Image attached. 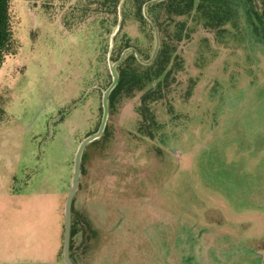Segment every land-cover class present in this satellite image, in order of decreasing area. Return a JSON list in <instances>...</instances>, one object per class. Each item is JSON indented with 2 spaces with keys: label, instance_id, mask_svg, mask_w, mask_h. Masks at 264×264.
Returning a JSON list of instances; mask_svg holds the SVG:
<instances>
[{
  "label": "rangeland",
  "instance_id": "1",
  "mask_svg": "<svg viewBox=\"0 0 264 264\" xmlns=\"http://www.w3.org/2000/svg\"><path fill=\"white\" fill-rule=\"evenodd\" d=\"M75 1L12 0L20 49L0 64V264L65 261L75 156L99 129L111 74L97 31L64 25ZM205 35L183 46L194 94L173 114L157 106L154 138L138 135V97L123 98L86 146L73 205L96 236L80 264H264V52L215 44L200 68Z\"/></svg>",
  "mask_w": 264,
  "mask_h": 264
},
{
  "label": "trees",
  "instance_id": "2",
  "mask_svg": "<svg viewBox=\"0 0 264 264\" xmlns=\"http://www.w3.org/2000/svg\"><path fill=\"white\" fill-rule=\"evenodd\" d=\"M27 1L36 6L42 0ZM148 1L76 0L66 13L64 25L72 30L86 23L97 31L94 32L99 39L98 61L107 62L111 53V61L115 63L124 50L137 49L139 58L129 52L117 66L119 81L110 95L109 108L123 98L138 97L135 104L138 135L154 138L162 126L157 106L161 104L173 114L175 102L191 99L198 83L197 77H189L183 88L182 76L187 68L183 46L201 31L208 34L200 38L196 59L200 68L209 62V57L218 55L215 44L225 47L228 56L238 51L248 56L252 52H264V0H161L147 7L146 17L144 5ZM47 6L43 3L42 11L50 15ZM12 7V0H0V64L20 49ZM151 21L159 30V48L153 59L156 36ZM131 24L139 30L135 38L127 30ZM108 77L110 85L111 74ZM4 118L5 111L0 106V122ZM79 233L82 242L77 247L74 238ZM95 236V230L84 216H75L73 205L70 257L75 264H80L77 253L80 257L87 256Z\"/></svg>",
  "mask_w": 264,
  "mask_h": 264
},
{
  "label": "water",
  "instance_id": "3",
  "mask_svg": "<svg viewBox=\"0 0 264 264\" xmlns=\"http://www.w3.org/2000/svg\"><path fill=\"white\" fill-rule=\"evenodd\" d=\"M161 0H150L148 1L145 5H144V15L147 17L146 14V10L147 7L150 4H154L156 2H159ZM152 26L154 27L155 30V36H156V47H155V51L153 53L152 59L156 56L158 48H159V30L157 28V26L154 24L153 21H151ZM129 52H134L136 54V56L139 58V53L137 51L136 48L134 47H130L126 50L123 51V53L121 54L120 58L118 61H116L115 63H113L111 61V53H109L108 56V62H109V69H110V73H111V77H112V82L109 85V87L106 89V91L103 94V100H102V104H103V116H102V121L101 124L99 126V129L96 133L86 137L81 144L79 145V148L77 150L76 156H75V166H74V174H73V181H72V186L70 189V192L67 196L66 199V205H65V234H64V245H63V257L65 260L66 264H75L73 262V260L70 257V239H71V227H72V207H73V203H74V198L75 195L79 189V182H80V177H81V171H82V157H83V153L84 150L86 148V146L92 142H94L95 140L99 139L102 137L105 128H106V124L108 121V117H109V98L110 95L112 93V91L115 89V87L118 84L119 81V76L117 73V66L122 63V61L124 60L125 56L127 55V53Z\"/></svg>",
  "mask_w": 264,
  "mask_h": 264
}]
</instances>
